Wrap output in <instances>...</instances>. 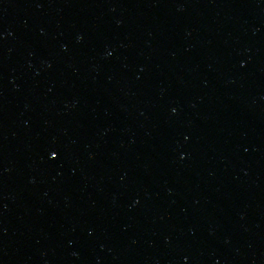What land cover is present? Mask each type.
Returning a JSON list of instances; mask_svg holds the SVG:
<instances>
[{"label":"water","instance_id":"95a60500","mask_svg":"<svg viewBox=\"0 0 264 264\" xmlns=\"http://www.w3.org/2000/svg\"><path fill=\"white\" fill-rule=\"evenodd\" d=\"M0 264H264V0H0Z\"/></svg>","mask_w":264,"mask_h":264}]
</instances>
